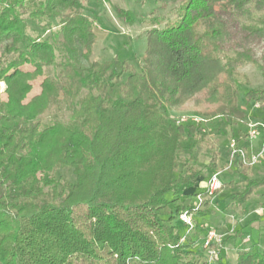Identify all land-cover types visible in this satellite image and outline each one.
Segmentation results:
<instances>
[{"label":"trees","instance_id":"16d2710c","mask_svg":"<svg viewBox=\"0 0 264 264\" xmlns=\"http://www.w3.org/2000/svg\"><path fill=\"white\" fill-rule=\"evenodd\" d=\"M151 1L176 19L150 14L136 72L91 60L95 21L86 0H0V264H205L181 243L174 221L193 212L198 194L188 191L200 175L191 168L176 175L180 155L191 156L208 133L171 123L169 112L204 103L194 115L216 121L221 136L246 119L237 70L249 63L264 71L252 50L264 42V0ZM25 13L50 35L32 37ZM57 48L67 55L60 64ZM49 67L58 74L25 102ZM245 98L264 106V91ZM52 107L69 119L43 127ZM234 165L249 169L239 152ZM58 169L72 170L75 182L51 177ZM231 188L241 206L264 178L241 188L230 181L215 193ZM239 264H264V250Z\"/></svg>","mask_w":264,"mask_h":264},{"label":"rangeland","instance_id":"374dc122","mask_svg":"<svg viewBox=\"0 0 264 264\" xmlns=\"http://www.w3.org/2000/svg\"><path fill=\"white\" fill-rule=\"evenodd\" d=\"M85 8V14L95 21L93 32L96 38L91 60L101 63L117 60L136 72L142 70L150 14L167 21L176 19V13L171 7L160 11L151 0H86ZM23 19L28 24V33L32 37L40 35L45 38L50 35L49 31L42 28L43 21H31L27 13L23 14ZM4 44V41H0V56ZM263 47L264 42L257 43L252 46V50L264 69ZM55 56L56 64L67 60L66 53L59 48L56 49ZM22 69L31 70L32 67L24 66ZM237 71L240 88L237 106L246 119L235 122L226 130V136L218 133L216 121L194 115L207 107L204 103L189 102L179 110L169 112L171 123L199 125L208 133L205 142L196 146L191 156L188 152L180 155L176 175L185 173L189 168L200 173L195 180L197 185L195 184L191 193H205L206 183L214 173H219L221 185L233 181L240 188L246 179L264 178V106L261 107L255 101L245 98L248 91H264V71L249 63ZM57 74V67L45 68L44 76L31 83L32 90L25 102L40 93V83L44 77H55ZM127 76L128 72L123 75V80ZM4 90L5 84L0 82L2 100L6 99ZM84 93L83 91L82 94ZM68 119V111L54 107L41 117L43 127L50 125L54 120ZM252 125L257 135L250 138L248 131L252 129ZM235 152H239L240 161L249 166L246 174H242V169L234 165ZM51 177L55 180L75 182L72 170L58 169L51 173ZM233 191L234 188H231L220 194L201 196V203L206 200L208 206L202 207L201 203L199 204L198 210L192 216L194 228L191 231L179 220L174 221L179 235L185 238L183 243L189 245L190 250L205 264H239L243 255L264 250V188L256 191L241 206L233 204ZM166 196L168 199L172 198L171 194ZM194 202L197 203L198 200L194 199ZM209 232L214 233L212 240H209Z\"/></svg>","mask_w":264,"mask_h":264},{"label":"built area","instance_id":"2783aa9c","mask_svg":"<svg viewBox=\"0 0 264 264\" xmlns=\"http://www.w3.org/2000/svg\"><path fill=\"white\" fill-rule=\"evenodd\" d=\"M197 120V119H194ZM198 122V121H197ZM251 130L248 131V135L250 136V138H253L255 135H257V131L256 129H254V125L251 126ZM221 187V183H220V179H219V173H214L207 181L206 186H205V195L208 196H212L216 190H218ZM201 195L202 194H198L197 197L195 198L196 200H198L197 203L194 202V210L193 212H183L181 214H179V216L177 217V219L184 225L186 226V228L191 231L194 228V222L192 221V216L193 214L198 210L199 204L201 203L202 199H201ZM209 236V240H212L214 233L213 232H209L208 233ZM185 240V238L183 236H181V243H183Z\"/></svg>","mask_w":264,"mask_h":264},{"label":"crops","instance_id":"0c3cea01","mask_svg":"<svg viewBox=\"0 0 264 264\" xmlns=\"http://www.w3.org/2000/svg\"><path fill=\"white\" fill-rule=\"evenodd\" d=\"M188 192H190V193L193 192V189H190ZM197 192H198V191H197Z\"/></svg>","mask_w":264,"mask_h":264}]
</instances>
